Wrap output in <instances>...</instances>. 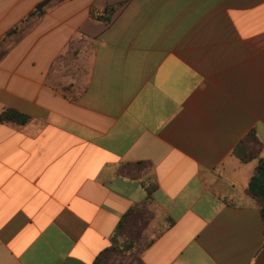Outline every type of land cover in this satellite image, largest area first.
I'll return each mask as SVG.
<instances>
[{"label": "crops", "instance_id": "0c3cea01", "mask_svg": "<svg viewBox=\"0 0 264 264\" xmlns=\"http://www.w3.org/2000/svg\"><path fill=\"white\" fill-rule=\"evenodd\" d=\"M43 1L0 0V39ZM46 8L0 46V113L29 118L0 122V264H94L144 203L142 264H264L234 154L252 133L264 159V0Z\"/></svg>", "mask_w": 264, "mask_h": 264}, {"label": "trees", "instance_id": "16d2710c", "mask_svg": "<svg viewBox=\"0 0 264 264\" xmlns=\"http://www.w3.org/2000/svg\"><path fill=\"white\" fill-rule=\"evenodd\" d=\"M54 0H44L36 8L29 13V15L15 28L11 29L7 34L0 39V46L11 37L20 36L25 33L27 30L30 29L31 24L39 19L45 12L46 7H48ZM114 7L105 8L106 12L112 14L114 12ZM28 117L20 114L15 110H5L0 113V122H15L19 124H25L28 122ZM253 141H256L254 134H248L244 139L240 141L237 147L234 150V154H236L243 162L250 161L252 159L258 160V165L256 168V172L251 178L248 191L250 196L256 200L260 206L261 211L264 218V159L259 156V151L261 147L253 146ZM148 191H152V187L148 186ZM148 203H144L142 207H146ZM141 206H136L132 210H130L124 218L121 220L117 228L116 234L113 237L112 247L106 249L94 262V264H102V261H105L110 254H114L116 252L120 253H128L129 251L133 252L136 251L139 247V242L136 240L125 239L121 241V237L123 235L124 230L127 228V225L137 219L141 218L144 209ZM154 242V238L148 240L147 243L144 245L143 250L148 248Z\"/></svg>", "mask_w": 264, "mask_h": 264}, {"label": "rangeland", "instance_id": "374dc122", "mask_svg": "<svg viewBox=\"0 0 264 264\" xmlns=\"http://www.w3.org/2000/svg\"><path fill=\"white\" fill-rule=\"evenodd\" d=\"M147 210L145 209L141 218L127 225L121 237V241L131 239L139 242L137 250L133 252L129 251L128 253L116 252L110 254L105 261H102V264H142L141 254L144 245L165 228V224L161 218L154 211Z\"/></svg>", "mask_w": 264, "mask_h": 264}]
</instances>
